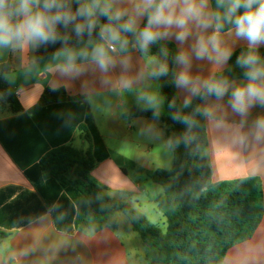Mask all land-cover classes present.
Here are the masks:
<instances>
[{
	"label": "crops",
	"instance_id": "obj_1",
	"mask_svg": "<svg viewBox=\"0 0 264 264\" xmlns=\"http://www.w3.org/2000/svg\"><path fill=\"white\" fill-rule=\"evenodd\" d=\"M211 2L215 4V0ZM225 39L233 51L247 47L246 41H237L227 34ZM260 49L264 50V46ZM132 57L135 70L142 60L137 52ZM7 62L11 72L6 82L22 110L13 112L0 95V232L7 234L0 237V264H148L147 246L143 243V249L136 254L137 261H132L115 224L96 231L81 229L79 223L86 216L84 208L75 207V222L70 217V205L65 212L64 208L58 209L56 218L60 226L73 227L71 233L60 230L54 211L63 192L58 190L57 183L40 178L36 167L44 155L61 146L93 152L80 129L91 113L109 155L95 163L92 176L109 196L144 214L141 198L146 195L156 203L163 189L158 194L149 192L143 179L149 178L148 171L159 169L160 151L172 149L163 121L125 118L124 113L132 107H141L135 95L101 84L100 73L91 66L78 77L63 76L56 70L61 62L56 55L37 62L36 48H0V65ZM212 70L207 62H196L193 68L205 76ZM155 87L161 93L159 82ZM61 88L65 89L67 100L47 106L39 104L46 89ZM177 91L183 104L184 93ZM207 103L216 106L217 116L212 121L205 117L206 155L213 182L256 177L261 180L264 193V132L256 128V121L264 118V107H253L241 117L228 107L227 98H210ZM130 171L135 175H130ZM34 179H39L38 183ZM70 200L74 202L71 197ZM120 214L124 215L118 212L114 218H120ZM130 226L125 228L128 241L132 242L137 237L131 223ZM225 264H264V217L250 240L229 250Z\"/></svg>",
	"mask_w": 264,
	"mask_h": 264
},
{
	"label": "clouds",
	"instance_id": "obj_2",
	"mask_svg": "<svg viewBox=\"0 0 264 264\" xmlns=\"http://www.w3.org/2000/svg\"><path fill=\"white\" fill-rule=\"evenodd\" d=\"M61 28H71L83 46H69L70 37ZM226 34L247 44L235 60L242 70L239 83L217 75L234 54ZM162 41L175 42L171 69L168 47L152 52ZM56 44L61 45L55 54L61 75L78 77L91 66L100 73L101 84L134 94L154 119L162 115L166 99L155 85L169 76V83L184 93L183 108L194 99L204 101L194 113L210 121L217 119L216 106L207 103L210 98H227L228 107L241 117L253 107H264V57L259 52L264 46V0H215L214 5L211 0H0V48ZM133 52L142 60L135 70ZM196 62H207L212 72H194ZM168 107L175 109L176 100ZM170 118L189 129L195 123L179 111ZM256 128L264 132V118Z\"/></svg>",
	"mask_w": 264,
	"mask_h": 264
},
{
	"label": "trees",
	"instance_id": "obj_3",
	"mask_svg": "<svg viewBox=\"0 0 264 264\" xmlns=\"http://www.w3.org/2000/svg\"><path fill=\"white\" fill-rule=\"evenodd\" d=\"M59 30L69 35V46L82 44L77 41L71 28ZM173 45L171 41H162L152 47L154 54L159 53L161 46L169 48L170 69ZM60 48V44L36 48V61L52 58ZM244 50L246 47L234 51L228 67L217 75H223L232 81L243 79L242 70L236 66L235 60ZM259 52L264 57V50L259 49ZM10 72L9 62L0 65V95L13 112H19L22 110L20 102L6 82ZM170 78L164 77L159 81L161 94L166 98L167 115H161L158 119L167 128L173 151V166L170 170L159 168L147 172V176L163 188V193L155 201L158 210L166 218L165 233L151 223L139 209L109 196L92 176L95 163L109 155L91 113L86 115L80 129L84 138L91 143L93 152L84 153L72 146H61L44 155L36 168L40 178L57 183L58 190L63 192L54 211L55 222L60 230L69 233L73 231L71 225L68 229L61 227L56 218V211L64 208L65 212L68 205L72 207V220L75 218V207L76 210L86 209V216L79 223L80 228L95 231L113 225L115 215L121 212L147 246L148 264H225L229 250L250 240L263 220L262 183L256 177L213 182L206 155V119L201 114L194 113L195 107L202 101L194 99L189 108H183L177 89L169 83ZM68 98L63 88L46 89L39 104L47 106ZM173 99L176 100L175 109L168 107V102ZM176 111L191 115L194 125L189 129L173 121L170 116ZM124 117L153 118L150 111H144L138 106L125 112ZM34 180L37 183L39 181ZM6 235L0 232V237Z\"/></svg>",
	"mask_w": 264,
	"mask_h": 264
},
{
	"label": "rangeland",
	"instance_id": "obj_4",
	"mask_svg": "<svg viewBox=\"0 0 264 264\" xmlns=\"http://www.w3.org/2000/svg\"><path fill=\"white\" fill-rule=\"evenodd\" d=\"M166 109V110H165ZM167 113V108H163L162 114ZM125 145L126 151L128 148ZM152 157V156H151ZM142 158V157H141ZM153 159V157L151 158ZM158 161H160V166L159 168L165 169V170H170L172 169L173 166V151L172 149L166 150V151H160V155L158 157ZM130 175H135L133 171H130ZM143 186L147 188L149 192H152L154 194H158L162 192V187L159 184L154 183L150 178L143 179L142 182ZM143 210H144V215L146 218L153 224H155L158 228L161 229L163 233L166 232L167 230V222L166 218L164 215L158 210V207L155 202H152L149 200V198L145 195L143 198ZM122 215V214H120ZM114 224L116 225V229L118 230L119 234L121 235L122 238H124L125 243L127 244L131 256V260L136 262V254L139 252L138 249H143L144 244L140 238V236L132 231L135 234V237L133 241H128V235H127V228L125 227H131L129 221L126 219L124 215L120 216V218H114ZM126 226H124V225ZM146 249V248H145Z\"/></svg>",
	"mask_w": 264,
	"mask_h": 264
}]
</instances>
